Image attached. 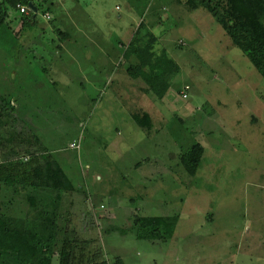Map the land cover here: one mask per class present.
Returning a JSON list of instances; mask_svg holds the SVG:
<instances>
[{"label": "rangeland", "instance_id": "374dc122", "mask_svg": "<svg viewBox=\"0 0 264 264\" xmlns=\"http://www.w3.org/2000/svg\"><path fill=\"white\" fill-rule=\"evenodd\" d=\"M195 1L47 0L25 27L8 6L0 113L11 102L17 119L0 114V163L29 158L3 135L34 133L75 189L48 209L52 264L68 236L93 264H264V78ZM141 22L179 66L163 99L128 73ZM197 143L191 175L181 158ZM15 189L0 184V215L25 218L31 189ZM153 215L177 218L170 237L138 238L136 217Z\"/></svg>", "mask_w": 264, "mask_h": 264}, {"label": "trees", "instance_id": "16d2710c", "mask_svg": "<svg viewBox=\"0 0 264 264\" xmlns=\"http://www.w3.org/2000/svg\"><path fill=\"white\" fill-rule=\"evenodd\" d=\"M45 2L47 0H0V28L8 17V6L23 16L25 27L35 21L34 8L38 12ZM198 3L221 24L233 44L247 56L264 78V0H203ZM198 3L195 1L192 6L196 8ZM18 4L27 6L29 13H21ZM139 30L138 36L125 51L127 59L133 55L138 59L137 64L129 67L128 73L134 79L143 80L150 91L163 99L179 66L166 52H155L157 37L144 22H141ZM15 113V106L7 102L6 106H2L0 114L8 118L7 123L12 124L17 119ZM133 118L140 127H152L149 113L142 116L135 114ZM3 136L4 147L10 148L17 155L27 154L29 158L0 163V184L17 186L16 194L20 188H30L31 193L27 199L31 209L25 218L14 219L7 214L0 215V264H52L56 237L50 228H54L55 222L49 216L48 209L51 204L58 209L62 201L60 193L74 192V185L61 164L45 151L36 134L29 135L23 130L11 131ZM204 151V147L197 143L182 155V164L191 175L197 173ZM54 192H57L56 196L52 195ZM33 211L36 216L31 218ZM176 223L177 218L171 216H138V238H159L161 228L170 237ZM69 231L67 227L66 232ZM82 241V245L88 242ZM75 243V238L69 236L64 240L59 251V264H93L91 251L84 246L77 248L79 246Z\"/></svg>", "mask_w": 264, "mask_h": 264}, {"label": "built area", "instance_id": "2783aa9c", "mask_svg": "<svg viewBox=\"0 0 264 264\" xmlns=\"http://www.w3.org/2000/svg\"><path fill=\"white\" fill-rule=\"evenodd\" d=\"M17 7L20 9L21 13H24V14H28L29 13V9H28L27 6L18 4ZM184 96L186 97V94ZM102 207H104V206L102 205Z\"/></svg>", "mask_w": 264, "mask_h": 264}, {"label": "water", "instance_id": "95a60500", "mask_svg": "<svg viewBox=\"0 0 264 264\" xmlns=\"http://www.w3.org/2000/svg\"><path fill=\"white\" fill-rule=\"evenodd\" d=\"M30 5H32V4H30ZM34 11H35V13H37V9L36 8H34Z\"/></svg>", "mask_w": 264, "mask_h": 264}]
</instances>
